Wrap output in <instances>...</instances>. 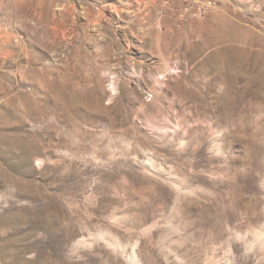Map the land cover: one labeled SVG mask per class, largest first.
I'll return each instance as SVG.
<instances>
[{
    "label": "rangeland",
    "instance_id": "rangeland-1",
    "mask_svg": "<svg viewBox=\"0 0 264 264\" xmlns=\"http://www.w3.org/2000/svg\"><path fill=\"white\" fill-rule=\"evenodd\" d=\"M0 0V264H264V0Z\"/></svg>",
    "mask_w": 264,
    "mask_h": 264
},
{
    "label": "built area",
    "instance_id": "built-area-1",
    "mask_svg": "<svg viewBox=\"0 0 264 264\" xmlns=\"http://www.w3.org/2000/svg\"><path fill=\"white\" fill-rule=\"evenodd\" d=\"M186 8V11L197 17H204L213 9L211 0H181Z\"/></svg>",
    "mask_w": 264,
    "mask_h": 264
}]
</instances>
